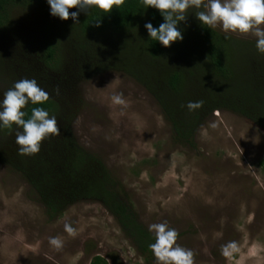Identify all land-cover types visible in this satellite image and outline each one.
Wrapping results in <instances>:
<instances>
[{
    "label": "rangeland",
    "instance_id": "1",
    "mask_svg": "<svg viewBox=\"0 0 264 264\" xmlns=\"http://www.w3.org/2000/svg\"><path fill=\"white\" fill-rule=\"evenodd\" d=\"M214 29L255 38L220 25ZM5 37L0 34V50L8 55L14 40ZM1 79L15 84L21 75L8 72ZM115 93L123 94L127 107L113 104ZM80 95L73 134L101 158L145 227L166 222L177 230V243L195 253V264H264L261 128L219 109L203 122L192 145L176 142L154 98L120 71L83 81ZM65 223L76 229L74 238L64 231ZM57 236L64 241L60 250L49 244ZM229 242L237 248L225 254ZM95 255L108 264H157L155 257L144 259L100 203L80 201L49 216L25 179L0 163V264H90Z\"/></svg>",
    "mask_w": 264,
    "mask_h": 264
},
{
    "label": "trees",
    "instance_id": "2",
    "mask_svg": "<svg viewBox=\"0 0 264 264\" xmlns=\"http://www.w3.org/2000/svg\"><path fill=\"white\" fill-rule=\"evenodd\" d=\"M198 11L204 8L187 10L177 24L183 39L164 47L144 27L151 23L158 28L163 15L146 8L143 0H125L110 13L96 7L80 11L78 24L52 16L47 0H0V34H8L5 42L14 40L8 55L0 50V100L14 86L1 79L5 73L35 79L50 99L43 104L29 101L22 109L25 119L33 108L42 107L56 117L61 132L45 139L38 154L23 156L15 142V132L22 129L0 126V163L25 179L49 216H60L80 201L103 205L146 261L155 257L149 247L155 233L141 222L101 158L77 142L72 121L81 106L80 84L106 71H120L154 98L176 142L192 145L200 126L219 109L237 113L264 131V54L257 51L256 38H235L208 28L196 17ZM97 20L99 27L94 26ZM189 101L204 103L190 111ZM90 264L108 262L95 255Z\"/></svg>",
    "mask_w": 264,
    "mask_h": 264
},
{
    "label": "clouds",
    "instance_id": "3",
    "mask_svg": "<svg viewBox=\"0 0 264 264\" xmlns=\"http://www.w3.org/2000/svg\"><path fill=\"white\" fill-rule=\"evenodd\" d=\"M50 14L61 20L72 19L78 24L80 11L87 12L89 8L96 7L105 13H110L114 7H120L125 0H47ZM145 7H153L161 12L164 23L154 28L146 23L149 37L159 41L162 46L169 47L171 43L182 40V34L177 28L180 21L186 18L189 8L195 7L198 11L196 17L201 24L208 28L222 27L225 32L252 35L256 38V48L264 54V0H143ZM78 9L70 12L69 9ZM94 26H100L97 20ZM50 99L47 91L42 89L35 79H20L8 89L0 100V126L11 129L13 125L15 142L19 146L18 153L23 156H32L40 152L41 144L45 139L60 136V126L55 116H49L48 111L42 107L32 109L31 117L25 119L26 113L22 109L31 101L32 104H43ZM111 100L113 104L127 107L128 101L122 93H115ZM203 101H189L186 107L196 110L203 106ZM149 230L155 233V242L150 244L157 264H195V253L177 243L179 233L170 228L166 222L149 225ZM64 231L70 237H75L77 231L70 223L64 224ZM49 244L56 250L63 247L64 241L59 237H50ZM235 242L224 246V253L235 250Z\"/></svg>",
    "mask_w": 264,
    "mask_h": 264
}]
</instances>
